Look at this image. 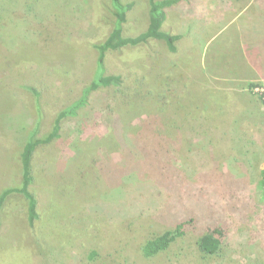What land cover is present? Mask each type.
<instances>
[{"label": "rangeland", "instance_id": "374dc122", "mask_svg": "<svg viewBox=\"0 0 264 264\" xmlns=\"http://www.w3.org/2000/svg\"><path fill=\"white\" fill-rule=\"evenodd\" d=\"M125 1L124 34L135 36L149 0ZM167 10L176 51L156 38L108 51L106 76L121 83L94 91L37 148L35 216L22 194L7 198L0 264H264V78L229 80L255 63L238 45L249 21L264 28V0ZM114 21L111 0H0V192L21 183L31 130L46 135L92 81ZM191 218L167 250L145 256L148 239ZM209 227L224 232L211 254L201 248Z\"/></svg>", "mask_w": 264, "mask_h": 264}, {"label": "trees", "instance_id": "16d2710c", "mask_svg": "<svg viewBox=\"0 0 264 264\" xmlns=\"http://www.w3.org/2000/svg\"><path fill=\"white\" fill-rule=\"evenodd\" d=\"M177 0H149V24L145 31H142L135 36H127L124 34V25L127 22L128 12L134 6L133 1L111 0L112 14L114 15V26L101 43L96 45L98 50L97 67L92 81L83 88L81 96L59 111L56 115L52 129L42 136H38L37 128L31 130L29 137L23 146L21 152L22 165V180L20 185L7 187L0 192V213L3 210L7 198L13 193L22 194L27 200L30 209V219L35 216V210L38 202L35 194L30 189L33 181V166L36 150L39 146L51 143L60 137L62 120L67 117H73L78 114V111L85 107L89 101L90 95L101 87L110 85H119L121 77L115 75L112 77L106 76L105 57L108 51L118 50L126 46H137L142 43H147L150 39H163L166 41L168 48L171 51H176V41L178 36L165 32L163 25L167 19V9ZM259 196L264 200V167L260 171V178L257 184ZM34 218L30 221L31 226L34 225ZM194 221V218L181 221L176 224L172 230H167L160 235H156L148 239L144 246L143 252L146 257H152L160 254L168 249L174 238L185 233V229ZM1 223V214H0ZM224 232L222 227H209L208 232L203 238L201 248L207 253H215L220 249L223 243ZM95 252H92V256Z\"/></svg>", "mask_w": 264, "mask_h": 264}, {"label": "crops", "instance_id": "0c3cea01", "mask_svg": "<svg viewBox=\"0 0 264 264\" xmlns=\"http://www.w3.org/2000/svg\"><path fill=\"white\" fill-rule=\"evenodd\" d=\"M228 4H230V2ZM228 4L226 6H228ZM220 6H218V7H220ZM244 11L245 10L240 9L239 12H235L234 14H232L231 15L233 18L232 20L236 21L237 18L239 19L240 17H242L245 14ZM216 14H218V13H216ZM263 20H264V16H263ZM255 23H256V20H251L248 22V24L250 25L249 29L253 30V31L247 32L250 36V37H248L250 41L244 42L241 40L240 44L238 45L241 51H243L242 49L245 48V46L248 47V53L251 54V56H252L251 60L254 61L255 63H254V65L247 63L249 71L243 73L240 76H235V77L229 78V80L245 82V81H248V80L250 81V80L257 79V78H264V28H260L257 26L253 27L255 25ZM213 26L216 27V25H213ZM224 26H226V25H224ZM225 28H227V27H225ZM245 32L246 31L244 30V28L242 26V22H241L240 28H239V38H241L245 34ZM252 37L254 38L255 41L253 40ZM215 78L218 80V79H222L223 77L218 76ZM224 79H228V78H224Z\"/></svg>", "mask_w": 264, "mask_h": 264}]
</instances>
